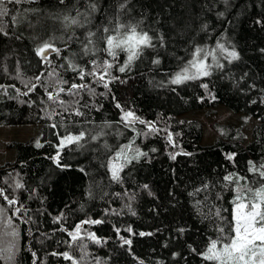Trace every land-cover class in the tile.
<instances>
[{
    "label": "trees",
    "instance_id": "trees-1",
    "mask_svg": "<svg viewBox=\"0 0 264 264\" xmlns=\"http://www.w3.org/2000/svg\"><path fill=\"white\" fill-rule=\"evenodd\" d=\"M87 3L30 0L8 5L16 11L3 18L0 127L37 125L40 129L26 141L8 143L7 148L14 151L13 160L0 165V189L17 201L9 206L0 197V248L12 242L7 232L10 228V232L15 229L19 233L14 264H33L34 259L37 264H72L62 255H52L54 252H68L77 264H207L197 253L205 251L209 239L217 237L219 220L206 219L205 215L212 205L231 208L233 193L223 188V176L239 173L251 180L248 162H264V0H97L91 25L65 29L63 17L85 13ZM118 14L123 22L139 24L153 36L157 48L145 49L124 73L118 70L126 58L121 53L111 70L118 79L111 81L109 89L93 84L96 95L87 91L77 96L61 93L59 99L69 108L65 112L48 100L47 91H56L55 87L46 91L45 86L54 79L48 73L56 68L69 82L59 87L84 83L76 73L59 65L66 64L64 57L81 52L80 41L89 28L95 32L100 27L99 34H103L102 26ZM13 15L22 22L13 23ZM160 37L165 41L163 47L159 46ZM45 41L62 50L60 56L49 50L51 64L35 54ZM217 42L235 50L239 59L228 63L217 52L225 65L222 70L213 67L208 77L180 85L169 83L182 61L191 59L196 46L213 49ZM157 58L161 62L154 65L152 60ZM88 59L77 57L76 63L91 68ZM207 62H212L210 57ZM86 79L91 81V77ZM33 84L36 87L29 91ZM117 102L124 111L152 122L157 131L149 132L139 123L124 127L119 123L122 111L115 107ZM218 105L240 114L241 122L238 126L213 122L215 140L202 146L201 122L180 116ZM53 109L60 114H53ZM76 109L83 115H70ZM250 118L255 124L251 140L244 144L243 127ZM53 124L58 127L52 128ZM66 127L72 134L85 131L86 136L81 141L83 147L72 145L74 150L61 151L60 162L67 167H57L50 157L57 152V134H64ZM101 131L107 135L96 141L87 135ZM141 132L149 134L137 135ZM133 137V149L147 155L127 164L120 181H113L108 161ZM232 154L234 159L228 160ZM17 183L22 187L17 189ZM205 185L209 187L204 189ZM217 195L222 198L217 200ZM17 208L22 220L13 215ZM56 217H60L59 222ZM89 219L103 223L83 224V239L77 243L67 231L60 230L71 231L76 223ZM88 232L101 243L89 240ZM121 238L131 244L125 245ZM81 246L86 254L82 255ZM5 256L0 255V264H10Z\"/></svg>",
    "mask_w": 264,
    "mask_h": 264
},
{
    "label": "snow or ice",
    "instance_id": "snow-or-ice-1",
    "mask_svg": "<svg viewBox=\"0 0 264 264\" xmlns=\"http://www.w3.org/2000/svg\"><path fill=\"white\" fill-rule=\"evenodd\" d=\"M27 2H30V0H0V32H4V27H6V25L3 24V18L8 17L10 12L16 11L14 8L10 9L8 5ZM60 3H64V0H60ZM225 3H227V0H225ZM97 7V0H88L85 13L77 11L75 17L65 15L63 17L65 29L73 27L84 28L86 25H91V17L92 14L97 11ZM124 7V4L119 5L120 9H124ZM11 20L15 24L22 22V20L18 19L15 15L11 16ZM99 33H101L100 27H98L95 32L89 28L84 39L80 41L81 52L74 53L72 58L64 57L66 64L59 65V67L65 71L70 70L76 73V78L80 81H85L84 83L73 82L67 88L59 87V85H67L69 82L62 78V73H58L56 68H53L52 71L48 73V76L54 79L52 84L45 86L46 91L48 87H55L56 89L55 93L53 91H47L48 100L52 101L53 104H57L59 107H63L65 112H69V108L65 107V101L59 99L61 93L66 92L71 96H77L80 95L81 92L87 91L92 95H96L95 88L92 87L93 84L102 86L104 89H109L111 81L118 79V77L112 76L111 70L113 69L114 63L118 61L121 53H123L126 58L123 64L118 67V70L124 73L131 68L135 61L144 55L145 49L155 50L157 48L153 36L140 28L139 24L123 22L119 14L115 18H110L108 23L102 26L103 34ZM4 34L7 35V33ZM73 36H69L68 39L72 40ZM164 44L165 41L163 37H160L159 46L163 47ZM49 50L57 56H60L62 51L60 48L55 47L51 41H45L42 46L36 48L35 54L42 60L51 64L52 61L48 59ZM217 52L224 56V58L228 60V63H232V61L239 59L238 53L235 50H229L223 43L217 42L213 49L196 46L191 53V59H188L186 62L182 61L183 66L172 75L169 83L172 85H180L187 81L208 77L212 74L211 69L213 67L222 70L225 65L220 63ZM102 53L106 54V56L111 59L103 58L100 55ZM77 57H88L87 63H90L92 67L87 68L79 65L76 63ZM209 57L211 58V63L207 62ZM160 62L158 58L152 60L154 65H159ZM88 77H91L90 82L86 79ZM36 79L40 80L41 77L37 76ZM203 86L207 87V85ZM35 87L36 85L33 84L29 91ZM99 94L104 95V93ZM77 103H79V101H77ZM115 107L122 111L119 123H122L124 127H132L136 123H139L145 125L149 132L157 131L152 122L140 119L133 111H124L120 103L117 102ZM53 114L58 115L60 113H57L56 110L53 109ZM72 114L75 116L83 115L79 109H76L74 113H70V115ZM72 123L75 124L76 121H72ZM51 127L57 128L58 125L53 124ZM133 130H135L134 127ZM149 132H141L137 133V135L147 136ZM57 135L59 137V143L56 145L57 152L54 156L50 157V159L53 160L57 167H67L60 162L61 151L65 148L74 150L71 147L72 145L83 147L81 141L85 139L86 133L85 131H80L78 134H72L67 131L66 127L64 134L58 133ZM87 135L91 140L96 141L101 136L107 135V133L101 131L99 134L89 133ZM167 138L171 143V133H169ZM134 143L135 137H133L128 144L120 146L119 150L115 152V155L109 159L107 166L113 181H120V173L127 164L147 155V153L141 152L138 148L133 149L132 146ZM37 147H41V145L37 143ZM105 147H107V145H105ZM129 151H134L135 155L130 156L128 154ZM153 151H155V149H153ZM172 159H175L174 155ZM227 159L233 160L234 154L228 155ZM248 163V172L252 174L253 179L249 180L247 176H242L239 173H228L222 178L223 188L233 193L232 199L229 201L231 208H221L212 205L209 208V212L205 215L206 219L215 217L219 220V223L215 225V231L218 233L217 237L215 239H209L205 251L197 253L207 264H264V162L259 165L252 161ZM15 187L19 189L22 185L17 183ZM145 187H147V185H145ZM208 187V185H205L204 189ZM202 190L203 189H197V192ZM0 197H3L9 206H13L17 203L16 200L10 199L3 189H0ZM221 198L220 195L216 196L217 200ZM212 208H215L214 212L211 210ZM19 211H21V209L17 208L16 212ZM224 213H228V215L225 216ZM13 215H15V213H13ZM55 219L59 222L60 217H56ZM101 223H103L101 220L89 219L76 223L74 229L71 231L64 228L60 230L67 231L71 241L77 243L79 240L83 239L80 235L83 224L98 225ZM128 230L131 231V229ZM180 231H183V229H180ZM117 232H119V229H117ZM18 235L19 233L13 229L11 232L13 238L12 242L9 243L6 248H0V255L6 253L5 258L10 264H14L15 262L16 252L18 251L15 240ZM86 235L87 238L94 243H101L94 233L88 232ZM140 235H145V233H140ZM123 243L125 245H130L131 241L123 239ZM69 246L71 247L72 245L70 244ZM83 247L84 246H81L82 255L86 254L83 253ZM193 251H195V249H193ZM32 255L35 257L36 253L33 252ZM52 255H62L65 260H70L72 264H77L76 260H74L68 252H54ZM33 264H37L35 259L33 260Z\"/></svg>",
    "mask_w": 264,
    "mask_h": 264
},
{
    "label": "rangeland",
    "instance_id": "rangeland-1",
    "mask_svg": "<svg viewBox=\"0 0 264 264\" xmlns=\"http://www.w3.org/2000/svg\"><path fill=\"white\" fill-rule=\"evenodd\" d=\"M180 118L196 119L201 122L203 133L200 144L202 146L210 145L215 140L216 134L211 127L213 122L231 124L234 126H238L241 122L240 114L230 113L220 105L211 109L188 112L181 115ZM248 122L249 123L243 127V133L246 136L244 144L251 140V130L255 124V120L250 118ZM39 129L40 127L37 125L0 127V165L13 160L14 151L7 148L8 143L12 141H26L30 137L35 136ZM0 223H2V221H0ZM3 225H5V223ZM9 230L10 228L7 229V232L11 236V232Z\"/></svg>",
    "mask_w": 264,
    "mask_h": 264
},
{
    "label": "water",
    "instance_id": "water-1",
    "mask_svg": "<svg viewBox=\"0 0 264 264\" xmlns=\"http://www.w3.org/2000/svg\"><path fill=\"white\" fill-rule=\"evenodd\" d=\"M13 213H15V215H14V216H15V217H16L18 220H22V218H21L20 216H17V215H16V213H17V212H16V209L14 210V212H13Z\"/></svg>",
    "mask_w": 264,
    "mask_h": 264
}]
</instances>
